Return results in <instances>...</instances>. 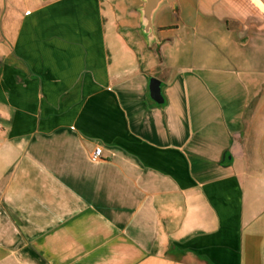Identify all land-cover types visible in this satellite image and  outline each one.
Listing matches in <instances>:
<instances>
[{
	"label": "crops",
	"instance_id": "crops-1",
	"mask_svg": "<svg viewBox=\"0 0 264 264\" xmlns=\"http://www.w3.org/2000/svg\"><path fill=\"white\" fill-rule=\"evenodd\" d=\"M143 5L0 0V264H264V0Z\"/></svg>",
	"mask_w": 264,
	"mask_h": 264
},
{
	"label": "water",
	"instance_id": "water-1",
	"mask_svg": "<svg viewBox=\"0 0 264 264\" xmlns=\"http://www.w3.org/2000/svg\"><path fill=\"white\" fill-rule=\"evenodd\" d=\"M143 2L144 5L140 10L141 31L146 40L148 42H152L153 40H155L152 25L153 15L155 11L163 3L173 5L174 0H143ZM149 96L151 100L157 104H161L163 101L160 92V83L155 78H151L149 81Z\"/></svg>",
	"mask_w": 264,
	"mask_h": 264
},
{
	"label": "rangeland",
	"instance_id": "rangeland-1",
	"mask_svg": "<svg viewBox=\"0 0 264 264\" xmlns=\"http://www.w3.org/2000/svg\"><path fill=\"white\" fill-rule=\"evenodd\" d=\"M263 96H264V94H263ZM258 111H259L260 116H259L256 127L264 128V103L261 104L260 109L257 108V113H258Z\"/></svg>",
	"mask_w": 264,
	"mask_h": 264
},
{
	"label": "built area",
	"instance_id": "built-area-1",
	"mask_svg": "<svg viewBox=\"0 0 264 264\" xmlns=\"http://www.w3.org/2000/svg\"><path fill=\"white\" fill-rule=\"evenodd\" d=\"M100 154H101V148H95L94 149V152H93V154H92V157L93 158H98L99 156H100Z\"/></svg>",
	"mask_w": 264,
	"mask_h": 264
}]
</instances>
